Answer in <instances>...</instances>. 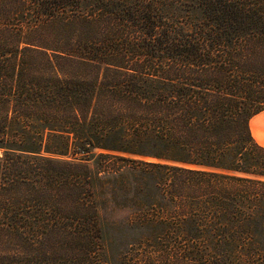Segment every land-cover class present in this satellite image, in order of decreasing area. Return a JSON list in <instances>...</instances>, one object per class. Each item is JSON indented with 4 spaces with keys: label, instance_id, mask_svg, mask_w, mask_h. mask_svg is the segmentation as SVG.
Masks as SVG:
<instances>
[{
    "label": "trees",
    "instance_id": "trees-1",
    "mask_svg": "<svg viewBox=\"0 0 264 264\" xmlns=\"http://www.w3.org/2000/svg\"><path fill=\"white\" fill-rule=\"evenodd\" d=\"M262 110L264 0H0V264H264Z\"/></svg>",
    "mask_w": 264,
    "mask_h": 264
},
{
    "label": "crops",
    "instance_id": "crops-1",
    "mask_svg": "<svg viewBox=\"0 0 264 264\" xmlns=\"http://www.w3.org/2000/svg\"><path fill=\"white\" fill-rule=\"evenodd\" d=\"M249 125L255 140L264 146V110L252 116Z\"/></svg>",
    "mask_w": 264,
    "mask_h": 264
},
{
    "label": "rangeland",
    "instance_id": "rangeland-1",
    "mask_svg": "<svg viewBox=\"0 0 264 264\" xmlns=\"http://www.w3.org/2000/svg\"><path fill=\"white\" fill-rule=\"evenodd\" d=\"M110 236H112L115 241H119L120 238L124 237V239H128L129 241H133L134 238L136 237V234H110ZM151 249H148V251H150ZM111 252V253H110ZM110 252H108V254H110V256H114L117 252V248L113 247ZM136 255V253L134 254Z\"/></svg>",
    "mask_w": 264,
    "mask_h": 264
}]
</instances>
